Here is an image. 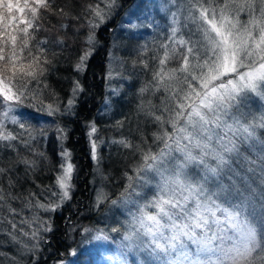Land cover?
<instances>
[{
  "label": "snow or ice",
  "instance_id": "snow-or-ice-1",
  "mask_svg": "<svg viewBox=\"0 0 264 264\" xmlns=\"http://www.w3.org/2000/svg\"><path fill=\"white\" fill-rule=\"evenodd\" d=\"M0 6L9 9L8 17L0 15V234L8 235L12 244L18 245L16 254H9L14 264H41L43 250L51 243L50 234L56 230L53 217L62 213L66 202L73 199L76 187L73 181L79 174L74 150L67 146L70 129L64 120L78 116L77 106L80 96L86 93L84 78L97 51L99 31L120 14L123 3L122 0H3ZM138 8L136 4L125 12L126 19L119 25L121 31L159 28L153 14L156 3L150 4L151 10L137 11ZM158 11L168 17L166 35L159 42L153 39L151 46L146 41L133 50L136 59L132 71L144 75L137 91L140 102L136 106V127L132 128L131 121L124 116L108 125L120 132V137L101 140L96 118L85 122L88 158L102 181L112 178L101 167L102 145L115 146L117 156L125 161L123 190L111 199L102 185L93 207L99 208L109 199L113 207L127 209L136 205L140 214L129 213L132 220L127 222L128 228L138 225L145 229L155 243L153 251L159 248L168 256L167 260L161 258V264H210L193 259L188 242L196 246V256L212 251L216 244L223 247L228 240L226 233L239 227L237 211L250 204L247 197L233 204L220 191L213 192L210 182L215 184L224 174L229 175L238 186L239 195V191L250 190L248 185L257 169L264 176V142L252 159L250 155L242 156V152H248L243 143L248 142L249 148H254L253 138L258 130H264V112L254 117L251 124L241 119L243 97L264 100V0H159ZM242 14L248 19L243 20ZM53 18L61 21L55 34L47 23ZM42 31L49 35L41 37ZM68 33L72 34V45L68 43ZM245 38L247 44L242 47ZM76 44L81 47L75 49ZM61 59L72 72L67 78L71 87L66 103L61 102L49 80ZM114 59L113 50L109 53V82L117 78L131 80L132 76L126 77L123 72L113 76ZM119 63L124 67L127 61ZM122 92L123 87H109L104 108L98 113L101 117L111 119L113 97H120ZM25 108L43 114L39 117V132L28 122L36 117L23 112ZM45 116L51 120L45 121ZM126 124L128 135L123 131ZM149 125L153 128L150 133ZM48 128L53 129L56 137L58 163L36 147L39 139L49 138ZM21 147L30 157L19 156ZM177 152L185 162L172 169L166 167L171 163L168 158ZM6 153H16L14 164H6ZM189 161L194 167H189ZM20 164L24 166L23 174L17 173ZM42 168H47L52 176L48 185H37L43 199L37 198L33 203L35 193L29 192L27 196L13 193L12 189L23 182L35 183V173ZM153 174L163 181L155 184L156 198L139 204L134 197H142ZM170 174L181 177L178 185L170 178L165 179ZM5 178L7 190L3 187ZM22 196L26 208L38 210L30 219L22 218L19 222L31 229H19L26 240L16 235L18 225L14 217L19 213L10 203ZM149 208L154 211H148ZM5 211L13 219L6 217ZM39 213L50 215L43 219ZM261 214L264 215V209ZM183 217L188 219L178 224L177 220ZM67 220L71 230L76 231L70 216ZM6 221L11 226L10 232L3 228ZM165 221L171 235L165 230ZM91 231L83 228L84 233ZM95 231L101 233L97 239L104 238L102 230ZM137 236L136 232H130L125 240ZM258 244L257 254L264 260V236Z\"/></svg>",
  "mask_w": 264,
  "mask_h": 264
},
{
  "label": "trees",
  "instance_id": "trees-1",
  "mask_svg": "<svg viewBox=\"0 0 264 264\" xmlns=\"http://www.w3.org/2000/svg\"><path fill=\"white\" fill-rule=\"evenodd\" d=\"M122 3L123 8L120 10V14L117 15L105 28H102L99 31L97 51L90 61L89 70L84 78L86 93L80 96L79 104L77 106L78 116L75 118L69 117L64 120V123L67 124L70 129V140L67 142V146L74 150V162L79 166V174L78 178L74 179L73 182L76 185L73 190V199L70 202H66V206L63 207L62 213L57 212L53 217L56 230L50 234L51 243L50 245H46L43 250L41 264H44L45 260L47 261V264H49L52 260L59 257L67 258L71 249L75 251V255H70V264H98L97 262L100 261V257L102 254H105L107 250L103 241L109 244L116 238L113 231L108 234L106 230H102L103 234L108 235L110 238L105 236V239H97L95 237L101 235V233L98 232L99 234L96 235L95 229L92 227H90V229L93 231L84 233L83 231H79L81 230L80 226L73 232V238H69L67 233L68 224L65 219L66 216L71 214V223L78 221L80 217H77V214L75 215L74 213L82 207L86 212H89L86 216L87 218L88 216H91L92 219H95L96 216L92 208L93 194L89 183V173L92 169V161L88 158L89 145L85 136V122L91 120L93 117L96 118L97 126L100 129L99 136L101 140L120 137V132L109 128L108 125L114 124L117 119H122L124 116H127L131 121L132 128L136 127V106L140 102L137 97V91L144 80V75L143 73L132 71V62L136 59V53L133 50L139 45L144 44L146 41L149 42L150 46L153 39H156L157 42H159L168 31V17L158 11L159 0H122ZM151 3L157 4V10L153 14L156 22L159 23V28L155 30L144 28L133 33L121 31L119 25L126 19L125 12L136 4H139L137 11H143L146 8L151 10ZM0 5H3V0H0ZM0 10L2 11L0 15L5 18L8 17L9 9L7 6H0ZM60 22L61 21L57 18H53V20L47 22L48 26L52 28V34L56 33V29ZM110 29H115V32L110 31ZM45 35H49V33L43 31L40 33L41 37ZM71 35V33H68L69 45H72ZM80 47V44L75 45V49H79ZM113 50L115 56V59L111 61V66L114 69L113 76H117L120 72H123L126 77L132 76L131 80H121L117 78L109 82L107 79L110 64L109 53L113 52ZM56 51H59V49H56ZM121 60L127 61V64L124 67H121V64L119 63ZM71 75V69L67 67L65 61L61 59L57 62L56 70L53 71L49 77L51 85L60 94L62 103H66L70 91L71 82L67 78ZM150 75L151 74L149 73V79ZM109 87H123L121 96L113 97L114 110L111 113V119H109L108 116L101 117L98 114L99 110L104 108V100L105 97L109 95ZM156 102L158 103V100ZM250 107L257 116H260V113L262 112L261 107H264V103L259 102V104H257L252 102ZM22 111L25 113H32L36 117L28 122L35 126L37 132H39L41 124L39 117L43 114H38L35 109L31 108H25ZM44 119L45 121L51 120V118L46 116ZM139 119L142 121L143 117H140ZM16 130L20 131L18 126H16ZM47 131L49 132V138L47 140L39 139L36 147L40 151H46L51 157V160L58 163V145L56 143L54 131L52 128H48ZM123 131L125 135H128L127 124ZM256 137L258 138L257 142H264V130H258ZM242 147L248 149V152H242V156L250 155V159H252V156L258 153L260 149V146L259 149L249 148L247 142H244ZM100 153L103 156L101 167L112 177L110 180L122 177L125 170V161L117 156V148L115 146L109 147L106 143L101 146ZM9 155H11L10 161ZM19 156L30 157V154L27 150L21 147ZM138 158L139 157H137V160ZM4 159L6 164H14L17 160V155L16 153H6ZM253 162L254 164L256 163L255 160ZM132 163H135V161H132ZM129 166H131V164ZM17 173H24V166L22 164L18 165ZM17 173H14L13 175L15 176ZM34 179L35 183L31 180L23 182L20 187L12 189L13 193H23V196H27L29 192L35 193L36 195L32 197L33 203H35L37 198L43 199V197L40 196L41 189L38 188L37 185H48L52 181V176L48 173L47 168H42L35 173ZM119 181L120 180L117 182ZM219 182L220 184L218 187H220L221 194L223 197L231 199L233 204H239L243 197H247L250 200V204L246 209H241L237 212L240 215L239 222L242 227L248 230L249 228L252 229L254 236L247 243L246 247H240V250L232 252L228 250V248L236 242L237 234L234 233V231L226 233L228 240L223 247L219 244L213 246L214 251H216L217 254L215 257L210 258L208 262H210V264H221V262H224V264H253V262H255V264H264V260L260 259V256L256 251L259 247L258 242L261 240L262 236H264V233L261 232V229H264V215L261 214V210L264 209V176H261L259 169H257L256 174L253 176V182H250L248 185V189L250 190L239 191V195L237 194L238 186L235 185V181L229 175L224 174L222 178L219 179ZM119 185L120 184H118V186ZM3 187L6 190L8 189L6 178L3 181ZM23 196L19 201H10L12 206L15 207L19 213L14 217V220L18 225L16 230V235L18 237L23 236L19 229H25V227L28 226L21 225L19 223L20 220L22 218L30 219L33 212L38 211L26 208L22 202ZM146 198V193H142V199ZM5 216L9 219H13L8 215L7 211H5ZM242 220H245L248 223V226H244ZM3 228L6 232L11 231V226L7 221L4 223ZM112 234L114 235L113 237L111 236ZM77 236L81 239L80 243H76L73 247L71 244L73 240L75 242ZM7 237L9 236L6 234H0V240H4ZM194 250L195 248L193 246L189 249L193 254ZM49 253H51V255Z\"/></svg>",
  "mask_w": 264,
  "mask_h": 264
},
{
  "label": "rangeland",
  "instance_id": "rangeland-1",
  "mask_svg": "<svg viewBox=\"0 0 264 264\" xmlns=\"http://www.w3.org/2000/svg\"><path fill=\"white\" fill-rule=\"evenodd\" d=\"M1 12L2 11L0 10V13ZM242 19L247 20L248 19L247 15L242 14ZM248 32L249 34L251 32L250 26H249ZM252 42L253 44H255L257 41L254 39ZM246 44H247V39L245 38L242 44V47L246 46ZM252 102L259 104V102L264 103V100H261L254 96L243 97V105L241 108V112L244 115L241 116V119L246 120L247 123L249 124L252 123L254 117H259L251 110L250 105ZM261 108H262V112H264V107H261ZM152 130H153L152 126L149 125L148 126L149 133ZM257 140L258 138L255 136L253 138V143L255 144V147L251 149H259V146L261 145V143L257 142ZM159 147H164V146L160 145ZM153 148L155 151H159V148H157L156 145H153ZM139 159L140 157L138 158V160ZM168 159L171 160V163L167 164L166 167L170 169H172L174 165H179L185 162V158L180 156L178 152L174 153ZM91 164H92V169L89 173V183H90V188L93 194V202L95 200L96 192L101 189L102 185H103V190L109 193L111 199L117 198V196L119 195V192L123 190V187L126 184V180L123 178V175L122 177H118L113 180L102 181V179L96 172L95 164L93 162H91ZM188 164H189V167H194V165H191L190 161L188 162ZM212 166L215 167V164H213ZM201 175H203V173H201ZM168 178H170L172 182L177 185L179 184L181 180V177L176 176L174 174H170V176L165 177V179H168ZM118 180L120 181L117 182ZM158 182H163L162 178L160 176H156L155 174H153L151 184L145 187L142 191V193H146L147 198L142 199V197L140 198L134 197V199H137L139 204H144L149 200L155 199L156 198L154 197L155 192H156L155 184ZM118 184L120 185L118 186ZM219 184H220L219 181L215 185L210 182L209 187H211V190L213 192H217V191H220V187H218ZM133 191H135V189H133ZM221 196L223 195L221 194ZM111 199H109L106 203L102 204L99 208L93 207V203H92L94 214H96L95 219H92L91 216H88L87 218L86 216L89 214V212L88 211L86 212V210L83 209L82 207L78 209L77 212L74 213L75 215L77 214V217H80V218L78 219V221L72 222V224H75L76 228L80 226L81 230L79 231L81 232L83 231L84 227H88V228L92 227L95 230L96 229L106 230L108 234H110L113 231V233L115 234L116 238L113 239L109 244L103 241L104 246L107 248V250L105 254H102V256L100 257L101 258L100 261H98L97 263L98 264L100 263L102 264H161V258H163L164 260H167L168 256L165 254L164 251H161L159 248H156L155 252L153 251V248L155 247V243L151 239V236L146 233L144 228L138 225H134L131 229L128 228L127 222H130L132 220V216L129 215V213H134L137 216L140 214L137 209V206L129 205L127 209L113 207L111 206ZM148 211L151 212V211H154V209L149 208ZM39 214L41 215L43 219H47L48 215H50V214H44V213H39ZM69 215L71 217V214ZM237 215L240 216L238 212H237ZM68 216H66V219H65V221H67V224H68L67 233L69 235V238H73L72 234L74 231H72L71 226H69L70 224L67 220ZM187 219H188L187 217L180 218L177 220V223L184 224ZM164 223H165V230L167 234L171 235V232L168 231V222L165 221ZM242 223L244 224V226H248V223L245 220H242ZM26 225L27 224H24V226ZM108 225H111V226H108ZM238 225L239 227L233 230L234 233L237 234V240L230 248H228V250L232 252L240 250V247H246L247 243L254 236V232L253 231L250 232L248 229L242 227L239 221H238ZM106 228H110V229H106ZM114 229H118V231ZM24 230L31 231V229H29L28 226L25 227ZM130 232H136L138 236L131 240H125V237L128 236ZM99 233L96 232V235H98ZM105 236L109 237L108 235H104V238H101V239H105ZM111 236L113 237L114 235L112 234ZM97 237L98 236H96L95 238ZM19 238L23 240L27 239V237H24V236L19 237ZM80 240H81L80 237L77 236L75 242L73 240L71 245L74 247L76 243H80ZM188 243H189L188 250L191 248V246L196 248L195 245H192L190 242ZM17 247L18 245H13L9 237H7L4 240H0V252L4 253V255L0 256V264H14V261L10 258L9 254H13V255L16 254ZM72 252L73 250L71 249L70 254L67 258L59 257L57 259L52 260L49 264H53L54 261H58L61 259L64 261V264H70L69 263L71 260L70 255L72 254ZM157 253H159V255H157ZM216 254L217 253L216 251H214V247L212 251H206V252L200 253L198 256L195 255V250H194V254L192 258L200 259V260H204L208 262V260L210 258L215 257Z\"/></svg>",
  "mask_w": 264,
  "mask_h": 264
}]
</instances>
